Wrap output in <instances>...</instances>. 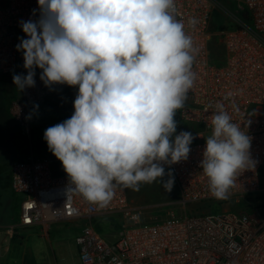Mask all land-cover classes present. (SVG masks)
I'll return each instance as SVG.
<instances>
[{"label":"built area","instance_id":"built-area-1","mask_svg":"<svg viewBox=\"0 0 264 264\" xmlns=\"http://www.w3.org/2000/svg\"><path fill=\"white\" fill-rule=\"evenodd\" d=\"M175 3L176 19L199 49L193 64L197 79L184 107L177 110L174 134L193 135L190 152L187 160L163 165L174 177L179 196L172 204L181 213L170 209L165 219L144 224L150 206L136 204L122 186L116 187L107 207H99L67 191L69 177L58 159L28 155L12 164L10 186L20 196L17 226L48 230L55 223L85 219L88 225L76 238L81 264H264V0ZM218 14L225 20L212 29ZM39 15L37 0H0V75L12 79L27 74L23 52L16 48L21 38H27L20 21L37 20ZM190 18L197 21L194 27ZM214 39L224 48L222 63L213 59ZM40 72L37 68L35 87L21 91L10 107L28 137L45 115L35 107L55 86L45 87ZM217 102L250 136L249 152L255 162L238 173L224 200L211 195L200 166ZM204 202H217L220 211L188 215L189 205ZM96 218L118 220L122 228L116 241L103 238L93 226Z\"/></svg>","mask_w":264,"mask_h":264},{"label":"clouds","instance_id":"clouds-1","mask_svg":"<svg viewBox=\"0 0 264 264\" xmlns=\"http://www.w3.org/2000/svg\"><path fill=\"white\" fill-rule=\"evenodd\" d=\"M37 2L39 19L20 21L27 38L16 45L27 74L12 79L19 91L35 87L39 68L45 87H78L73 114L43 136L69 177L67 191L99 207L110 204L117 186L139 191L158 181L171 191L174 177L163 165L190 152L194 137L174 136V117L196 82L199 51L176 19L175 0ZM216 108L200 166L211 195L224 200L255 162L250 136L222 103Z\"/></svg>","mask_w":264,"mask_h":264},{"label":"rangeland","instance_id":"rangeland-1","mask_svg":"<svg viewBox=\"0 0 264 264\" xmlns=\"http://www.w3.org/2000/svg\"><path fill=\"white\" fill-rule=\"evenodd\" d=\"M227 4V0H224ZM234 12L236 11L235 6L233 8ZM225 19L221 15H216L214 23L211 24V28L214 29L215 25L220 21L224 22ZM57 88V89H56ZM78 92V87H70L68 85H57L50 90V92L45 95L43 98L42 105L48 109L46 116L44 118L49 119L50 126L55 125L52 122V116L50 117L49 107L56 108L60 111L58 115H61V118L57 116L56 124L63 122L64 120L70 118L74 112L73 101ZM21 96V91H19L13 83V79L0 75V114H8L9 109L13 101L18 99ZM53 111V110H52ZM10 116V115H9ZM11 118V117H10ZM174 119L177 122V116L175 115ZM15 125L17 122L13 120ZM44 131H34L31 133V138H21L20 134H16V137L13 141L10 139L2 138L0 133V176L11 175V167L14 161L24 159L28 155H47L51 158L57 159L49 150L47 142L44 140ZM166 172V171H165ZM167 173V172H166ZM164 180L168 179V176L165 175ZM2 185L0 184V190ZM128 196L131 200H134L136 204L150 206L149 210L146 212V217L143 219L144 224L151 222V219L154 220H163L167 217V214L170 209H174L176 212L181 213L179 207L172 204L179 196L178 188L174 182L171 191H165V189L160 185V183L153 182L151 184H142L139 191H134L130 188H126ZM1 193V192H0ZM20 199V196L14 195ZM2 198V197H0ZM2 199H0L1 201ZM18 201L14 200V203H11L8 207V212L10 215L18 217ZM158 206V209L156 206ZM2 207L0 206V210ZM190 211L195 212H208L212 211L213 213H218L220 207L217 202H204L189 205L188 215L191 214ZM93 226L97 231L103 236L107 242H114L118 239L119 230L122 228L121 224L118 223V220L114 222L112 219L97 218L93 221ZM70 228V227H68ZM26 240L23 243L25 249L27 250V260L21 262L20 258H17L16 264H75L76 261L74 258L69 257L68 255L60 256L58 255V262L55 260V257L51 253L47 244L41 242V239L37 236L32 235L31 238L28 236L27 232L24 233ZM14 260V259H13ZM0 264H12L11 262L5 263L3 258V252L0 256Z\"/></svg>","mask_w":264,"mask_h":264},{"label":"crops","instance_id":"crops-1","mask_svg":"<svg viewBox=\"0 0 264 264\" xmlns=\"http://www.w3.org/2000/svg\"><path fill=\"white\" fill-rule=\"evenodd\" d=\"M57 85L59 84L55 86L57 87ZM49 109H51L49 112H51L50 117L52 116V122L56 124L57 116L61 118V115H58L60 111L52 107H49ZM0 184L2 185V189L0 190V197H2L0 198L2 199L0 201V206L2 207L0 210V256L1 252H3L5 263L11 262L12 264H16L17 262L15 261L18 260L17 258H20L22 263L27 260V250L23 246L26 240L24 233L27 232L30 238L32 235L37 236L41 239V242L47 244L56 261L58 260V255H68L75 259V264H81L76 238L85 230L86 225H88L85 219H79L72 223H55L48 230L39 226L21 228L17 226L18 217H13L8 212V207H10L11 203H14V200L18 201L16 197L14 199L15 194L12 192L9 177L6 175L0 176Z\"/></svg>","mask_w":264,"mask_h":264},{"label":"flooded vegetation","instance_id":"flooded-vegetation-1","mask_svg":"<svg viewBox=\"0 0 264 264\" xmlns=\"http://www.w3.org/2000/svg\"><path fill=\"white\" fill-rule=\"evenodd\" d=\"M35 112L39 113V112H44V116H46L47 114V109L42 105V103H39L38 106L35 107ZM10 115V116H9ZM9 115L1 113L0 114V133L2 138L4 137V139H10L11 141H13L16 137V134H20L21 138L23 137L25 138H31L28 137L26 134H24L23 129L21 127V125L17 122V124L15 125L14 121L15 120L11 113H10V109H9ZM11 117V118H10ZM49 119L48 118H41L40 123L35 125L32 128V133L35 131H41L43 129H47L48 127H50L49 124Z\"/></svg>","mask_w":264,"mask_h":264},{"label":"trees","instance_id":"trees-1","mask_svg":"<svg viewBox=\"0 0 264 264\" xmlns=\"http://www.w3.org/2000/svg\"><path fill=\"white\" fill-rule=\"evenodd\" d=\"M210 48L212 51L213 59L218 63H222L224 61V48H223V46L216 39H214L211 42ZM9 179H10V176H9Z\"/></svg>","mask_w":264,"mask_h":264}]
</instances>
